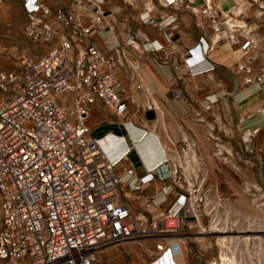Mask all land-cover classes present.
<instances>
[{
    "label": "built area",
    "instance_id": "obj_1",
    "mask_svg": "<svg viewBox=\"0 0 264 264\" xmlns=\"http://www.w3.org/2000/svg\"><path fill=\"white\" fill-rule=\"evenodd\" d=\"M71 1L56 8L28 1L26 35L35 43L57 38L58 44L37 57H24L17 70L0 69V264H102L98 253L104 246L135 238L156 240L150 264H177L182 242L173 241L187 238L191 228L199 232L209 206L193 179L199 168L186 167L197 160L188 155L187 144L171 146L157 166L137 176L122 162L126 152L117 159L106 154L105 135L93 137L88 120L100 100L123 125L129 122L132 114L116 72L125 55L91 42L105 19L104 1ZM186 1L159 0L164 6H185ZM202 1L213 31L223 33L219 7ZM145 22L155 24L151 18ZM225 35L236 42L231 32ZM140 36L144 48L161 49ZM205 44L201 37L198 56L187 52L189 72L207 55ZM248 45L242 43L241 49ZM132 67L138 70L141 63ZM244 81L252 83L250 77ZM255 81L260 85L262 77ZM173 96L180 98L177 89ZM155 181L163 182L158 192L165 200L173 196L157 218L147 209L158 193L144 192ZM127 191L142 196L146 215H133ZM217 256L216 264H264V229L227 236Z\"/></svg>",
    "mask_w": 264,
    "mask_h": 264
},
{
    "label": "crops",
    "instance_id": "obj_2",
    "mask_svg": "<svg viewBox=\"0 0 264 264\" xmlns=\"http://www.w3.org/2000/svg\"><path fill=\"white\" fill-rule=\"evenodd\" d=\"M191 1L193 4L187 6H164L159 0L137 1L129 8L134 9V15L130 14V23H127L126 6L116 3L117 0H107L103 4L104 22L91 37V42L99 49H115L125 55V58L120 57L116 72L132 114L125 125L122 121L93 125L91 135L96 128H104L102 143L106 144L107 154L117 159L126 152L122 162L137 176L157 166L171 146L187 144L190 147L187 153L193 160L207 163L215 156L214 146L225 142V138L251 130L260 136L264 126V98L259 86L244 81L247 76L242 72L232 41L223 34L217 38L210 21L206 23L200 18L202 0ZM213 2L225 13L234 0ZM147 18L154 19L155 24L146 23ZM169 33L171 36L167 37ZM141 34L161 49L144 48ZM201 37L209 45V51L189 72L184 63L187 52L192 50L194 57L199 55ZM132 38L134 41L130 42ZM37 44L48 46L44 53L58 44V39ZM133 63H141V67L135 70ZM174 89L179 91L180 98H174ZM100 104L103 105L97 100L92 109ZM99 113L115 117L108 107ZM146 114L150 119L143 117ZM128 125L147 138L139 154L137 143L142 137L132 139L126 135L123 131ZM121 137L125 142L122 143ZM158 184L160 182L155 181L149 188L156 189ZM179 243L173 241L175 245ZM180 246L181 253L175 256V262L190 264L188 251L182 243Z\"/></svg>",
    "mask_w": 264,
    "mask_h": 264
},
{
    "label": "rangeland",
    "instance_id": "obj_3",
    "mask_svg": "<svg viewBox=\"0 0 264 264\" xmlns=\"http://www.w3.org/2000/svg\"><path fill=\"white\" fill-rule=\"evenodd\" d=\"M28 1L32 0H0L1 70H17L24 57H37L48 47L33 43L24 32L28 21L26 9ZM35 1L48 7H64L72 3L70 0ZM104 3H107V0H104ZM116 3L126 6V20L130 23V14L134 15V9L132 12L129 8H133L132 5L136 2L130 5L125 0H117ZM202 3L204 6L200 9L199 15L202 21L207 23L210 19L204 12L206 3L201 1ZM185 4L187 6L193 2L187 0ZM214 6L217 4L211 0L210 8ZM218 21L222 24L223 31L231 32L235 36L236 42L231 43L242 64V72L252 79V83H256V77H262L260 85L256 84L264 98V0H234L233 6L218 16ZM229 23L234 26L231 27ZM244 42H248L249 45L241 49ZM60 100L63 102L62 99ZM100 105L91 110L88 120L90 127L103 121H120L111 115L106 117V114H100L99 111L106 109L105 106ZM113 126L119 132L117 126ZM103 132L104 128H96L92 136L102 137ZM123 132L132 139L142 137L141 133L130 125ZM146 139L142 137L137 143L138 154L141 147L146 144ZM224 140L225 142L214 146L215 156L213 155L207 163L204 160H197L190 162L189 166L186 165L188 169L199 168L193 179L203 191V202L209 204L207 209H203L199 232L198 229L191 228L187 232L189 234L187 238L184 236L176 239L182 242L186 248L184 250L188 251L187 259L190 260V264H198L199 261L202 264H214L218 261L217 252L220 247L218 239L221 237L252 234L264 229V126L260 136L253 134L251 130ZM103 147L107 148L105 143ZM162 185L163 182H160L156 189L147 188L144 192L161 194L158 191ZM137 195L127 191L125 200L131 206L133 215L141 218L140 214L146 215L147 212L145 201L142 196ZM172 198V195L167 197V200L163 197L162 200L156 198L153 205L147 209L149 215L157 218L162 209L167 210L170 207ZM157 210L159 213L155 216ZM216 222L218 226H215ZM155 242L156 240L152 238H135L120 244L107 245L99 251L98 260L102 264H150L155 255Z\"/></svg>",
    "mask_w": 264,
    "mask_h": 264
},
{
    "label": "bare ground",
    "instance_id": "obj_4",
    "mask_svg": "<svg viewBox=\"0 0 264 264\" xmlns=\"http://www.w3.org/2000/svg\"><path fill=\"white\" fill-rule=\"evenodd\" d=\"M240 8H238V10H239ZM236 20V19H235ZM238 21V20H237ZM236 22V21H235ZM239 24V23H238ZM229 25L232 27V26H234V25H232V23H229ZM229 27V26H228ZM225 35V34H227L226 32H223V33H216V37L218 38L220 35ZM220 38V37H219ZM103 140L101 141V146H102V148H103V150L106 152V150H105V148L103 147ZM106 154H107V152H106ZM108 155V154H107ZM109 156V155H108ZM110 157V156H109ZM111 158V157H110ZM111 159H113V158H111ZM158 196L159 197H156V198H160L161 200H162V197L163 196H161V194H158ZM156 198H155V200H156ZM157 205V204H156ZM157 212H158V210H157ZM215 222V221H214ZM216 225V224H215ZM221 232V231H220ZM227 237V236H226ZM226 237H221V238H219L218 240L220 241H218V243L220 244L219 246H220V249H221V245H222V243H223V240H225L226 239ZM198 239V238H197ZM197 241V240H196ZM136 243V242H135ZM222 254V253H221ZM222 256V255H221ZM214 264H216V263H214Z\"/></svg>",
    "mask_w": 264,
    "mask_h": 264
}]
</instances>
